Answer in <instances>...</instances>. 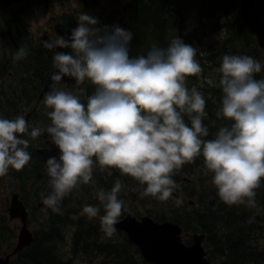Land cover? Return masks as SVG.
<instances>
[{
  "label": "clouds",
  "instance_id": "clouds-1",
  "mask_svg": "<svg viewBox=\"0 0 264 264\" xmlns=\"http://www.w3.org/2000/svg\"><path fill=\"white\" fill-rule=\"evenodd\" d=\"M76 19L70 37L44 41L49 50H71L52 57L55 71L41 101L50 124L34 125L24 115L0 117V177L27 166L31 142L46 132L59 156L46 160L50 191L42 192L41 200L55 212L81 185H96L97 167L109 176L118 170L146 185L142 196L167 201L179 188L173 178L177 171L198 157L223 202L254 207L264 181V78H257L264 64L249 55L222 57L217 69L222 95L215 115L229 123L206 139L205 95L187 86L189 77L203 72L198 48L176 35L166 47L153 45L146 54L132 56V31L119 25L101 28L98 18L86 12ZM28 54L21 45L16 58ZM65 77L75 85L60 87ZM85 81L94 88L90 95L80 87ZM124 186L117 179L110 190L97 188L99 205L85 204L80 213L99 216L109 237L129 211L119 198Z\"/></svg>",
  "mask_w": 264,
  "mask_h": 264
},
{
  "label": "trees",
  "instance_id": "trees-1",
  "mask_svg": "<svg viewBox=\"0 0 264 264\" xmlns=\"http://www.w3.org/2000/svg\"><path fill=\"white\" fill-rule=\"evenodd\" d=\"M34 1L36 0H21L7 13H0V45L9 46L13 50V54L7 57L0 55V74L3 72L2 79L14 76L18 82L12 94L7 91L1 92L0 89V107L4 103L18 115L23 107L36 103L53 68L54 52L63 51L45 48L44 41L55 40L59 35L70 37L71 30L78 26L76 17L64 14L61 22L55 26V34H44L40 40L33 38L23 14ZM126 8L127 17L121 27L134 33L130 45L132 56L146 54L153 45L166 47L176 35H179L186 44L199 49L197 59L203 72L199 76L189 77L187 86L189 88L196 86L204 93L207 102V117L204 123L209 127V136L206 139L213 138L220 126L229 123L217 119L215 115L222 95L219 88L220 74L217 72L222 57L226 54L249 55L264 64V50L258 47L256 36L248 31L242 18L239 1L130 0ZM86 12L88 13L87 9ZM190 16H194L197 25L190 26ZM21 45L28 47L29 54L15 61L14 48L18 50ZM257 78H264V69ZM82 87L87 89L88 95L94 90L87 81ZM41 103L33 115L37 113ZM3 110L1 111L3 118L11 114ZM185 120L187 122L186 116ZM36 147L35 144L31 151L38 157ZM42 166L41 160L40 176L46 179L47 175ZM98 168L95 169V178L98 176L110 180L107 182L108 187L117 179L127 177L128 180L130 177L122 176L115 169L111 170V176L107 171L97 175ZM196 172L197 177H191ZM25 176L32 177L33 174L29 172ZM173 178L179 186L181 184L186 186L190 200L194 202L189 203L192 206L188 207L185 200L178 204L169 198L163 201L165 206L154 214L156 220H173L185 230L206 232V241L212 257L223 258L220 264H261V261H264V250L254 246L262 239L260 235L264 232L260 224L263 219L261 209L264 211V181L256 190L255 206L250 207L246 204L228 205L219 198L212 183V174H204L203 157L185 164ZM94 188L88 186L87 193L77 196H74L73 191L63 199L59 212L50 208V212L44 214L39 227L35 230L33 243L19 254L20 264H72L74 258H61L53 251L57 250L59 241H66V235H62L66 225L76 228L73 236L74 252L95 247L99 254L105 256L103 264H138L139 260L132 253V248L135 247L138 253L140 250L129 240L125 232L117 229L112 235L113 239L116 234L123 233L124 239L121 241L117 235L116 241L105 240L106 238L103 240L104 234L100 232L101 223L94 218L80 215L84 200L86 197L87 199L92 197L91 191H94ZM216 225H221L225 231L216 232L214 230ZM56 233L60 236L58 241L52 246L53 249L47 250V242L54 238ZM188 242L192 241L187 239Z\"/></svg>",
  "mask_w": 264,
  "mask_h": 264
},
{
  "label": "rangeland",
  "instance_id": "rangeland-1",
  "mask_svg": "<svg viewBox=\"0 0 264 264\" xmlns=\"http://www.w3.org/2000/svg\"><path fill=\"white\" fill-rule=\"evenodd\" d=\"M130 2V0H36L33 3H31L25 10L23 17L24 20L27 22V28L31 30V34L33 38H38L39 40L43 37L44 34L47 35H53L55 34V26L58 25L61 22L62 15H68L72 17H76L77 14L81 12H86V9L88 10V14L93 15L98 18L99 20V26L103 28L105 25L112 26V25H119L122 26L124 21L127 17V5ZM87 13V12H86ZM195 14V13H193ZM195 18L194 16H190V26L197 25L195 24ZM78 24V22H77ZM9 47V46H8ZM4 47L3 45H0V55L2 57H7L9 55L13 54V50L9 47ZM17 48H14V54H15V61L16 58V50ZM9 71V70H8ZM9 74V73H8ZM3 72L0 74V89L2 91H7L8 93L13 92L14 88L18 85L17 80L14 78V76L6 77L5 79H2ZM8 76V75H7ZM20 75L17 77L19 78ZM9 78V79H8ZM204 79V76H203ZM60 87L67 88L68 86L66 83H61L59 85ZM82 87V85L80 86ZM12 94V93H11ZM40 102H38V99L36 103L32 105H28L23 107L21 110L20 115L26 116L30 111L33 110V107H36L39 105ZM34 105V106H33ZM0 107V117L2 116V112L5 109V112L12 113L13 111L10 110V106L6 107L5 104L1 105ZM32 107V108H30ZM3 108V109H2ZM31 123L34 125H39L41 127L50 124V120L48 119L46 115V109L45 106L41 103L39 106V110L35 115H31ZM51 138L49 135L45 132L42 134L39 138L31 142V145L29 147V152L31 153L32 159L30 163L25 166L22 170H20V177L15 178L13 177V173L16 172V170L10 169L9 174L6 177H0V211L4 213L5 219L10 218V213L8 210V207L10 205V201L12 199V196L14 193L19 192L22 198L26 202L33 203L34 208V219L32 222V226L36 229L39 227L41 220L44 217V214H48L50 212V208H44L41 207L39 202L41 201V193L46 190V187L48 185V181L43 177L40 176V170H41V159L43 160V157L38 154V157L34 155L31 151L32 147L36 144L37 148L47 147L49 146V140ZM40 144V145H39ZM39 166V167H38ZM44 165L42 166V169H44ZM98 168V167H97ZM31 173V174H38L39 176H24L25 173ZM100 169L98 168L97 175L101 173ZM103 173V172H102ZM197 172L192 174L191 177H197ZM95 170L93 173V178L96 181L94 191H91L92 197L90 199L84 200V204L88 205H99V201L94 198L95 191L97 188H104L105 190H110L113 186L114 182L108 187V183L110 180L108 179H101L97 176L95 178ZM124 183V188L122 189L121 193L119 194V198L126 201V203L129 206V211L124 213L121 217L127 216L129 213L135 214V216L138 219H141L144 215L151 216L154 220H156L154 214L157 213L159 210H161L162 206H165L163 204V201H160L152 196H142L141 193L144 191V188L146 185H141L138 181L133 179L132 177H129L127 180L126 178L122 179ZM88 186L93 185L90 183L88 185H81L79 190H74V196H77L78 194H84L88 191ZM171 201H174L179 204V202H188V207L192 206L189 202L191 197L189 196V191L187 190L186 186L181 184L178 189H176L172 197H170ZM190 203V204H189ZM40 207V208H39ZM42 208V209H41ZM260 211V210H259ZM262 216V220L260 221V224L262 225V228H264V211L261 209L260 212ZM100 215H103V211H101ZM95 220L100 222L99 216L94 218ZM14 220H11L12 222ZM159 221V220H157ZM164 221V220H162ZM10 224H14L10 223ZM21 222L19 223V225ZM31 228V229H34ZM15 229V237L9 236L11 234L12 228H2V236L4 238H8L9 240H12L14 238V241H16V237L18 235L20 228H13ZM75 227L73 228L72 225L65 226L62 231V235H66V241L60 242L57 245V250H53L58 256L61 258H74L72 264H103V260H105V256L103 254H99L95 247L89 248L87 250H80L78 252H74V245H73V236L75 232ZM184 229V228H183ZM216 232L222 233L225 231V228H223L221 225H216L214 228ZM101 234H104L103 240H112L116 241V235L117 238L121 241L124 239V235L122 234H116L115 237L112 239V236H107L101 229ZM197 232H204L200 230H194L189 229L185 230L184 233L186 237L191 240L194 233ZM261 240L259 239L257 241L258 244H255L254 246L258 247L259 249L264 250V232L261 233ZM58 234H54V238L50 239L47 242V250L53 249L52 246L55 244V242L58 241ZM253 237V236H252ZM205 248L208 252V258L211 261V264H220L221 260L223 258L220 257H212L211 249L209 245L207 244V241H205ZM12 247H10L7 251H10ZM6 251V248L0 247V255H5L8 253ZM132 253L137 257L138 264H145V259L142 258L141 252L138 253L136 248H132ZM21 257L19 256V259L14 261L15 263L19 261L17 264H20ZM124 261V260H123ZM149 263H152L150 261H147ZM153 264V263H152ZM261 264H264V261H261Z\"/></svg>",
  "mask_w": 264,
  "mask_h": 264
},
{
  "label": "water",
  "instance_id": "water-1",
  "mask_svg": "<svg viewBox=\"0 0 264 264\" xmlns=\"http://www.w3.org/2000/svg\"><path fill=\"white\" fill-rule=\"evenodd\" d=\"M20 0H0V13H6ZM242 12L243 21L248 31L256 36L258 47L264 50V0H238ZM63 51H71L64 49ZM55 71L51 69L43 88L38 96V102L42 101L44 94L49 90L51 75ZM68 87L75 85V80L65 77L64 81ZM34 108L25 118L29 120ZM38 153L43 157L45 163L48 156H59L56 146L49 140V146L39 148ZM47 169V167H46ZM50 191L49 186L46 193ZM193 200L190 203L193 204ZM41 207H46L40 202ZM12 217L22 219V227L19 239L14 250L9 256L0 259V264H10L11 255L23 250L34 240V234L28 227V210L18 193L12 197L10 206ZM116 228L124 230L129 240L138 245L143 257L153 264H211L208 252L205 248V233H194L193 243L187 244L184 241V229L172 220L157 221L149 215H144L138 219L135 214L129 213L116 225Z\"/></svg>",
  "mask_w": 264,
  "mask_h": 264
},
{
  "label": "flooded vegetation",
  "instance_id": "flooded-vegetation-1",
  "mask_svg": "<svg viewBox=\"0 0 264 264\" xmlns=\"http://www.w3.org/2000/svg\"><path fill=\"white\" fill-rule=\"evenodd\" d=\"M16 116H18V113H14V112H12L11 114H9L8 115V117H6L7 119H13V118H15ZM39 148H37V150H38ZM41 160H42V158H41ZM42 162H43V165H44V167H45V164H44V160H42ZM44 171H45V174L47 175V171H46V168H44ZM26 174V173H25ZM25 174H24V176H25ZM31 174V173H30ZM33 176H39V175H37V174H33ZM13 177H15V178H19L20 177V171H16V172H14L13 173ZM46 180L48 181L49 180V177H48V175L46 176ZM44 192H45V190H44ZM22 197V196H21ZM23 199V198H22ZM24 200V199H23ZM25 201V200H24ZM11 202L12 201H10V205H9V207H8V210H9V212H10V206H11ZM26 202V201H25ZM26 207H27V210H28V212H29V216H28V227H29V229L33 232V234H34V238H35V230L37 229H35L33 226H32V222H33V219H34V208H35V206H34V204L33 203H30V202H26ZM40 208V207H39ZM42 209V208H41ZM11 220H14V221H12V222H10ZM14 222V224H10V223H13ZM21 222V224L19 225V223ZM21 226H22V221H21V219H20V217H12L11 216V214H10V218L9 219H5V215H4V213H2L1 211H0V247H2V248H6V251L10 248V247H12V249L10 250V251H7L8 253H6L5 255H0V259H3V258H5V257H7V256H9V254L12 252V250L14 249V247L16 246V244H17V242H18V239H19V232H18V235H17V237H16V241H14V238L12 239V240H9L8 238H4L3 236H2V228H12V230H11V234H9V236H11V237H15V229H13V228H21ZM31 228H34V229H31ZM118 229V228H117ZM118 230H120V229H118ZM19 231H20V229H19ZM124 232V231H123ZM139 248V247H138ZM139 250H140V248H139ZM140 252H141V250H140ZM0 254H3V253H0ZM19 254L20 253H16L15 255H11V259H10V264H17L18 263V261L15 263L14 261H16V260H18V256H19ZM141 255H142V253H141ZM140 259H145L144 257H143V255H142V258L140 257ZM145 261H146V259H145Z\"/></svg>",
  "mask_w": 264,
  "mask_h": 264
},
{
  "label": "bare ground",
  "instance_id": "bare-ground-1",
  "mask_svg": "<svg viewBox=\"0 0 264 264\" xmlns=\"http://www.w3.org/2000/svg\"><path fill=\"white\" fill-rule=\"evenodd\" d=\"M124 218V217H123Z\"/></svg>",
  "mask_w": 264,
  "mask_h": 264
}]
</instances>
